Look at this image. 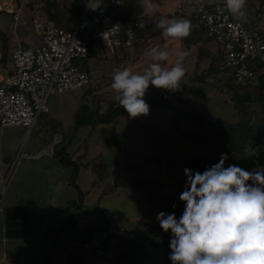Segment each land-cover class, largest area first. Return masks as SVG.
<instances>
[{"label": "rangeland", "instance_id": "1", "mask_svg": "<svg viewBox=\"0 0 264 264\" xmlns=\"http://www.w3.org/2000/svg\"><path fill=\"white\" fill-rule=\"evenodd\" d=\"M53 1L55 5L51 7L52 15H49L45 11V6L40 1L32 7L27 6L30 0H25L26 7L23 9L21 17L17 22L8 20L9 14H0V36L4 34L8 39L6 49L0 44V49L6 51L3 52L4 63L1 64V74L5 73L2 68L11 71L10 53L18 42L23 43L26 41L29 47L39 45L42 42L41 35L51 24H56L57 20H60L65 25L69 24V26L76 22L75 14L70 10L72 0ZM211 1L209 4L225 2V0ZM263 3L264 0H246L244 9L247 14L253 16L262 30H264V8L260 10L262 14L260 16L258 15V9H260ZM120 12L122 11L120 10ZM151 16L148 13L144 17L129 15L127 19H140ZM173 18L189 20L191 22V32L188 37L171 43L170 49H173V54L169 61L163 63L166 67H170L172 65L171 62H175L174 51L182 49V51L187 53V56L183 60V63L186 64L184 66L185 76L182 78L180 87L175 91L168 90L166 92L164 89L150 85L144 99L164 96L163 100L166 103L172 107H180L181 111L182 109L183 111L195 109L212 120L220 117L233 121L236 118V114L232 107L231 98L228 97L226 87H224L230 80L228 76L229 69L224 64V50L215 41L204 38H200L204 43L199 41L197 45L187 49L189 42L195 36L202 33L201 22L195 15L192 6H186L184 14L172 18L169 16L162 17L159 21L163 20L167 22ZM159 40L156 39L153 44L149 43L151 42L150 39L146 40V45L147 42L149 44L148 46H144V53H140L135 59L136 61L139 59V65L136 68H134V55L130 49L131 47L125 49L123 52L116 50L119 55V58L116 60V53L107 48L102 42L94 40H90L91 52L86 58H74L72 60L75 66L85 69L90 73L92 83L88 86L63 93L51 91L47 99V105H49L51 112H56L55 109L61 108V117L65 122L64 125H68L71 128L72 142L70 147L72 149L80 143L83 144L81 146H84L83 139L89 130V126H82L77 130L73 129L75 106H79L81 103H89L94 107L96 103H99L101 111H103L111 105L119 104L114 100L115 93L110 87L114 71L130 68L133 72L142 73L150 63V58L145 53L152 47H159ZM203 44L207 49H210L211 58L202 59V55L204 54L200 51ZM197 46L201 48L198 50ZM124 52H127L126 55H123ZM210 63H212L213 68L210 70V75L206 77L207 82L194 79L203 70L207 71ZM215 79L217 81L220 80V82L215 81ZM87 88L91 91L86 92ZM173 114L174 111L169 107L150 110L147 115L139 116L140 121L146 125L144 128L140 126L135 118H131L128 113L117 117L108 124L97 125L89 135L86 146L90 148V151L106 152L103 158H98L96 164H93L96 171L94 173L90 172L91 174L87 173L88 180H85L86 175H83L81 191L78 190L79 198L83 201L82 197L85 198L86 195L90 197L97 196L99 205L103 207L107 206L110 210H116L119 221L128 229L134 228V226L131 227V220L128 216H136L138 209H141L139 219L150 224L155 223L156 218L149 213V200L146 198V193L148 192L147 184L151 183V180L164 183V188L162 190L157 189L153 197H157L158 194L169 195L174 200L179 201V195L185 186L178 182L181 160L187 157V155L195 154L200 149L196 144L187 141L173 130L175 127L171 121ZM48 116V113L41 114L38 120L43 121ZM177 126L187 130L190 128V122L183 115H180ZM24 144L25 141L21 146V151H24ZM150 157H155L157 160H147ZM111 184L112 186H110ZM107 185L110 187H107L106 191L116 189L115 185L120 186L113 193L104 194L102 192L104 186ZM100 191L101 194L99 195ZM87 199L86 197L84 201ZM71 201L78 204V200L76 201V199ZM75 206V204L70 206L71 212H73L72 209ZM137 222L138 220L134 224L137 225ZM138 228L142 229L141 226H138ZM82 256L85 257L89 264H113L112 262L96 259L92 256Z\"/></svg>", "mask_w": 264, "mask_h": 264}, {"label": "built area", "instance_id": "2", "mask_svg": "<svg viewBox=\"0 0 264 264\" xmlns=\"http://www.w3.org/2000/svg\"><path fill=\"white\" fill-rule=\"evenodd\" d=\"M123 0H86L76 22L70 27L51 24L42 34V42L33 47L21 43L10 53L11 71L4 68L0 73V129L20 126L30 130L39 115L49 111L48 95L51 91L63 93L88 86L92 83L90 73L72 63L74 58H86L91 47L90 40L100 41L115 52L132 47L137 33L156 27L160 17L144 19H123L118 10ZM186 6H192L201 22L203 35L215 41L223 50L228 76L238 84L249 83L256 76L254 67L264 66V30L260 29L253 16L246 13L241 21L228 11L225 2L205 4L195 0H179L167 13L169 17L184 14ZM258 15H261V9ZM24 9V0H3L0 12L11 15L17 22ZM4 63V53L0 49V69ZM18 151L0 175V215L4 206L2 195L9 184L21 152ZM255 163L249 169L264 165L257 156L264 152V138L252 148ZM104 226L89 238L74 237L67 254L88 255L115 263L118 248L116 239L126 237L136 239L132 229L126 228L117 215L102 210ZM0 238V244L5 241ZM148 249V240L143 239ZM0 264H8L4 253Z\"/></svg>", "mask_w": 264, "mask_h": 264}, {"label": "clouds", "instance_id": "3", "mask_svg": "<svg viewBox=\"0 0 264 264\" xmlns=\"http://www.w3.org/2000/svg\"><path fill=\"white\" fill-rule=\"evenodd\" d=\"M142 6H151L141 0ZM246 0H225L236 18L246 20ZM165 37L183 39L190 35L187 19L161 20L156 25ZM145 55L149 65L141 72L117 69L112 76L114 100L137 118L149 113L144 97L150 85L175 91L185 76L184 51H176L175 62L168 50L152 47ZM227 154L203 172L185 168L186 182L179 200L184 210L157 214L160 227L171 231L169 259L172 264H264V165L251 171L235 164L225 167ZM175 208V205H173Z\"/></svg>", "mask_w": 264, "mask_h": 264}, {"label": "crops", "instance_id": "4", "mask_svg": "<svg viewBox=\"0 0 264 264\" xmlns=\"http://www.w3.org/2000/svg\"><path fill=\"white\" fill-rule=\"evenodd\" d=\"M126 1L123 0L124 4ZM178 1L149 0L151 5L149 7L142 6L141 0H131L126 8L129 10V15L133 17H144L148 13L152 15L148 18H162L168 17L166 13ZM195 1L205 4L212 2L211 0ZM250 3L252 5L251 1ZM8 20L12 22L11 16ZM201 31L200 35L195 36L189 42L187 49L197 45L199 41L204 43L201 39L207 38L203 35V29ZM148 39L151 41L149 43L152 44L156 39H160L159 48L169 50L171 56L173 49H170V45L173 41H178L165 37L162 30L157 26L142 32L130 48L134 55V68L139 65V59L137 61L135 59L140 53H144L143 48L148 46V42L146 45V40ZM21 44L23 46V43ZM197 47L198 50L201 48L200 46ZM178 50L182 51V49ZM123 51L125 50H121V52ZM176 51L174 52L176 53ZM200 52L204 54L202 59L211 58V51L204 44ZM114 53L117 54V57H115L117 60L119 55L116 51ZM126 53L124 52L123 55H126ZM171 63L173 64L174 62ZM183 64L184 66L186 65L185 63ZM77 108L78 106H75V111ZM55 110L56 112H51L49 108L47 112L49 116L43 121L37 119L30 130L20 126H9L0 129V175L6 168L5 164L11 161L21 143L25 141L24 151L20 152L12 179L2 197L4 207L23 205L27 209L25 232L20 238L6 237L3 215H0V238L3 236L6 238L0 244V255L4 253L8 264H65L67 255H69L67 252L71 248L74 237L88 238L96 230L104 226L101 216L102 210L106 209L118 215L116 210H110L107 206H100L97 196L90 197L86 195L85 198H88L86 201H84V197H82L83 201L79 198L78 190L81 191L83 175H86L85 180H88L87 173L96 171L93 164H96L98 158H103L106 151H90L89 147H86L85 150L84 146H80L82 143L72 149L70 147L72 142L71 128L68 125H64L65 122L61 117V108ZM62 148L65 151H60ZM59 152L79 164L75 185L71 183V166H66L61 162L59 156H57ZM110 186H104L102 193H113L120 185H115L116 189L106 191L105 189ZM73 199L78 200L80 203V205H76L72 209L75 222L68 230L58 231L65 221V205ZM137 212L136 216H128L131 220V227L136 224L137 220L144 221L139 219L141 209H138ZM75 255L80 259L79 264H89L84 256Z\"/></svg>", "mask_w": 264, "mask_h": 264}, {"label": "trees", "instance_id": "5", "mask_svg": "<svg viewBox=\"0 0 264 264\" xmlns=\"http://www.w3.org/2000/svg\"><path fill=\"white\" fill-rule=\"evenodd\" d=\"M39 1L44 4L45 11L49 15H52L51 7L55 5L53 0H30L27 6L32 7ZM85 1L86 0L71 1L70 10L75 14L76 19L80 15L81 8ZM130 1L131 0H127L125 4L123 2V5L118 10V16L123 19H127L129 16V10L126 6ZM25 7L26 4L24 0V8ZM120 10L122 12H120ZM2 13L5 12H0V14ZM56 24L70 27L69 24L65 25L60 20H57ZM141 33V31L138 32L136 38ZM7 40L4 34L0 36V44L5 49L8 45ZM23 45L29 47L25 42H23ZM90 49L89 54L91 52ZM3 52L6 51L3 50ZM212 68V63H210L207 67V71L203 70L200 74L196 75L194 79L207 82L206 77L210 75L209 73ZM254 70L256 71V76L253 77L249 83L243 85L238 84L229 77V83L225 84L226 86L223 85L226 87L228 97L231 98L232 107L236 114V118L233 121L220 117L212 120L195 109H190L188 111H183L182 109L181 111L180 107H172L170 104L166 103L163 100L164 96L158 98L151 97L145 100L150 110L165 107L171 108L172 111H174L173 118L171 119L172 124L175 126L173 130L187 141L196 144L198 148L200 147L195 154L187 155L184 159L182 158L178 182L185 185L187 179L184 175L185 168L191 169L194 172H203L206 167L218 163L222 154H227L228 157L225 161V167L230 164H235L249 170L253 166L255 163V155L251 150L264 138V66L258 64L254 67ZM215 81H217V79H215ZM217 82H220V80ZM89 88H87L86 92L91 91ZM166 92H168V90H166ZM126 113L127 112L119 104L111 105L101 111L99 103H96L94 107L89 103H81L73 115V129L77 130L82 126H89L88 133L83 139L84 149L86 150V141H88L89 135L97 125L108 124ZM180 115H183L190 122L189 129L186 130L177 126ZM135 119L140 126L143 128L146 127V125L140 121L139 117ZM201 147L203 148L202 150ZM60 151H65V149L62 148ZM57 156H59L64 165L71 166V183L75 185V177L79 169L78 162L72 161L69 157L66 158L62 152H59ZM256 158L258 162L264 163V152H261ZM147 160L154 161L157 159L155 157H150L147 158ZM166 160H168V158H166ZM147 188L148 192L146 193V198L149 200V213L151 215L156 218L157 214L162 211L165 213L175 212L177 219H179L184 210V204L180 200H174L169 195L158 194L157 197H153L157 189L162 190L164 188V183L151 180V183L147 184ZM73 204L80 205L79 202L78 204H76V202L73 203V201L67 202L64 208L65 221L58 231H66L73 226L75 219L73 213L70 211V206ZM173 205H175V208H173ZM26 220L27 209L25 206H5L3 222L6 237H22L25 232ZM138 226H141L142 229H139ZM132 230L136 234V239H129L126 237L116 239L118 252L116 261L113 264H172V261L169 259V254L171 252L169 243L172 238L170 230L165 232L160 227L157 219L155 223L152 224L138 221V224L134 225ZM143 239L148 240V249H146L147 247L143 244ZM79 261L80 259L75 253H69L65 264H79Z\"/></svg>", "mask_w": 264, "mask_h": 264}]
</instances>
